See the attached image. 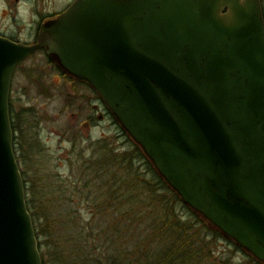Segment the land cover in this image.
<instances>
[{"label": "water", "instance_id": "obj_1", "mask_svg": "<svg viewBox=\"0 0 264 264\" xmlns=\"http://www.w3.org/2000/svg\"><path fill=\"white\" fill-rule=\"evenodd\" d=\"M39 50L185 206L264 264L261 0H75L36 44L0 36V264H43L10 115L14 72Z\"/></svg>", "mask_w": 264, "mask_h": 264}, {"label": "rangeland", "instance_id": "obj_2", "mask_svg": "<svg viewBox=\"0 0 264 264\" xmlns=\"http://www.w3.org/2000/svg\"><path fill=\"white\" fill-rule=\"evenodd\" d=\"M73 1L0 0V34L22 42L33 41L43 20L62 13ZM262 6L264 10V0ZM10 102L17 127L15 153L24 161L20 152L22 146H19L22 144L25 150L32 149L29 156L34 160L28 159L27 162L33 169L22 161V170L27 171L31 178L34 173L38 175L32 180H36L38 186L51 187L50 191L61 198L60 212L65 217L69 213L74 214L73 220L81 228L77 236L82 237L91 227L109 218L107 215L101 219L98 204L88 196L91 189L84 187L81 177L85 166H89V160L96 157L97 144L105 141L114 151L121 153L135 149V143L109 115L94 91L86 84L70 79L55 65H50L43 52L37 53L16 69ZM136 165L139 172L150 177L146 161L139 160ZM71 184H75L77 192L73 193L68 188ZM184 207L181 203L176 210L184 220L193 223L194 233L199 235L198 240L207 250L210 249L212 255L209 264L256 263L236 244L220 233L216 235L215 230L210 229L205 222H200ZM108 222L105 225L110 227L112 224ZM141 226L145 228L146 224L137 221L131 226L127 223L128 230L120 249L127 247L134 251L142 241L138 230ZM116 248L113 246L108 250L114 253ZM103 251L101 249L100 252ZM88 252L90 255L98 254L93 245L89 246Z\"/></svg>", "mask_w": 264, "mask_h": 264}, {"label": "trees", "instance_id": "obj_3", "mask_svg": "<svg viewBox=\"0 0 264 264\" xmlns=\"http://www.w3.org/2000/svg\"><path fill=\"white\" fill-rule=\"evenodd\" d=\"M10 109L16 133L11 104ZM19 146H22L20 152L24 161L21 157H17V160L21 166L27 206L33 219L43 264L210 263V249L207 250L198 240L199 235L194 233L193 223L184 220L176 210L182 203L181 199L159 177L138 146L135 145V149L130 152L118 153L105 141L97 144L96 157L89 160V166H85L81 177L84 187L91 189L88 196L98 204L101 219L107 215L109 218L91 227L82 237L77 236L81 228L74 222V214L69 213L65 217L60 212L61 198L50 191L51 187L38 186L37 181L32 180L38 178V175L34 173L31 178L27 171L22 170V161L29 166L27 162L34 160L29 156L32 149L25 150L22 144ZM139 160L146 161L150 177L139 172L136 165ZM29 168L33 169L31 166ZM74 186L75 184L68 186L73 193L77 192V187ZM184 209L190 210L187 206ZM192 214L203 223L193 212ZM108 221L112 224L110 227L105 225ZM137 221L146 224L145 228L141 226L142 229H138L142 241L133 252L127 247L120 249L128 230L127 223L133 226ZM215 233L219 235L217 231ZM90 245L96 248L98 254L90 255ZM113 246L117 247L114 253L108 250ZM101 249L104 251L100 252Z\"/></svg>", "mask_w": 264, "mask_h": 264}, {"label": "flooded vegetation", "instance_id": "obj_4", "mask_svg": "<svg viewBox=\"0 0 264 264\" xmlns=\"http://www.w3.org/2000/svg\"><path fill=\"white\" fill-rule=\"evenodd\" d=\"M17 2H19L20 0H16ZM59 15V14H58ZM58 15H56V16H50V17H48V18H46V19H44L43 21V23H41L40 25H39V28H38V30H37V33H36V36L34 37V40L33 41H24V42H22L21 40H19V39H16V38H14V37H6V36H4V35H2V34H0L1 36H3V37H5V38H8V39H10V40H12V41H14V42H17V43H23V44H27V45H32V44H36L37 43V41H38V37H39V35H40V32H41V29H42V27H43V25L44 24H46L47 22H49V21H52V20H54V19H56L57 18V16ZM39 52H43L45 55H46V51L45 50H42V51H39ZM39 52H37V53H39ZM36 53V54H37ZM36 54H34L33 56H31V57H29L28 59H30V58H32V57H34ZM47 56V55H46ZM27 59V60H28ZM26 60V61H27ZM25 61V62H26ZM48 61H49V64L50 65H56L55 63H53V62H51L49 59H48ZM24 63V62H23ZM63 73V72H62ZM64 74V73H63ZM65 75V74H64Z\"/></svg>", "mask_w": 264, "mask_h": 264}]
</instances>
